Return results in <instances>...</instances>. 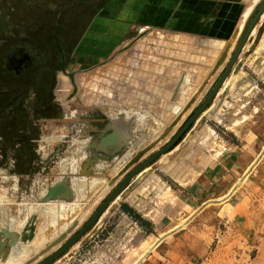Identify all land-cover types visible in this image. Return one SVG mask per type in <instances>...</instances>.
I'll list each match as a JSON object with an SVG mask.
<instances>
[{"label": "rangeland", "instance_id": "374dc122", "mask_svg": "<svg viewBox=\"0 0 264 264\" xmlns=\"http://www.w3.org/2000/svg\"><path fill=\"white\" fill-rule=\"evenodd\" d=\"M261 1H249L247 20ZM104 2L40 0L39 16L27 17L34 24L19 31L35 41L42 38L53 55L42 58V66L23 81L0 76V199L5 196L7 162L18 152L25 166V188L33 183L34 156L26 140L25 154L20 153L23 144L16 121L12 123L16 116H25V121L33 114L41 119L55 116L56 124L41 125L47 136L42 148H53V156L42 160L54 164L55 182L78 188L66 201L50 203L43 202V192L39 196L42 190L36 196L29 190L20 217L6 220L17 222L13 233L0 224V243H6L0 264H37L76 234L127 174L163 147L204 102L247 22L230 58L214 76L185 71L198 63L177 66L178 59L171 55L167 70L150 71L160 65L154 55L162 43L173 51L179 44L159 34L150 40L149 35V40L138 42L140 56L134 63L124 53L128 48L120 52L118 46L111 48L110 40L109 52L99 56L93 20ZM89 32L94 39L82 51L80 39ZM148 48L153 57L141 55ZM246 74L249 88L243 100L254 116H237L240 100L218 104L216 94L178 144L134 177L53 264H264V72ZM109 141L118 142L113 153L104 147ZM3 203L0 200V223L7 215ZM40 207L52 212L49 220L22 242L15 236L17 229L24 223L25 234H30L26 229Z\"/></svg>", "mask_w": 264, "mask_h": 264}, {"label": "crops", "instance_id": "0c3cea01", "mask_svg": "<svg viewBox=\"0 0 264 264\" xmlns=\"http://www.w3.org/2000/svg\"><path fill=\"white\" fill-rule=\"evenodd\" d=\"M249 1L250 0H106V2L99 7L97 15L93 20L97 26L96 39L101 43L99 44V49H96V51L99 56L106 55L109 52L110 47L108 48V44L111 40L113 43L111 48L118 46L120 52L128 48L124 53L128 54L130 62L134 60L133 62L136 63L135 56H140L138 52L141 50L140 48L138 49V46H140L138 42L149 40V35L150 40H152V35L159 34L161 37H164L165 40H168L169 37L173 38L179 45L178 48L173 51L170 50L168 46L165 47V44L162 43V45H160L161 47L156 49L158 54L154 55V57H160V59H157L160 61V65L157 66L158 68H156V70L150 69V71L163 72L168 65V56L171 55L178 59L176 62L177 66L187 65L192 67V64L196 65L195 63H198V67L187 68L185 71L191 70V72L196 73L208 72L212 73L214 76L219 73L232 54V50L239 37L238 29L241 31L244 25L243 23L247 20L245 18L248 17H245L244 13L249 6ZM39 3L40 0H0V45L4 42L35 41L36 38L34 36L28 37L25 35V32L19 30L26 24H34L33 21H30L27 17L31 16L35 18V16H39ZM35 9L37 13H35ZM263 16L264 13L252 29L243 46L239 55L240 57L236 61L237 64L235 63L233 65L229 75L217 93V95H220L218 104H232L234 99L238 98L240 100V108L236 113H238L237 116H243V118L246 116H254V114H249L248 100H243L249 88V80L246 73L264 72V61L262 60L264 59ZM5 25H8L6 30L3 28ZM90 34L89 32L81 37V43L79 44L80 50H85V45L94 39L92 38L93 35L90 37ZM150 49L151 48L145 49V52L141 53V55L153 57V55L150 54L152 49ZM75 51H78V47H76ZM86 51H88V49H86ZM121 55L122 53L119 56L120 58ZM164 58H167L165 59L166 61H163ZM250 60H252V64H250ZM238 62H241V67H238ZM245 63L247 66H245ZM199 64L203 65L200 66ZM181 71H184V69ZM161 96H165V93L161 92ZM230 98L231 101L229 103L228 100ZM8 103H13V98ZM14 105L18 106L19 104L17 102ZM33 115H31V120L25 121V116H16V119L10 117L8 120V122H11L12 119V123L16 121V123H14L15 132L19 137L18 139H20V142L23 144L20 146V149H22L20 153L22 155L25 154L24 145L26 140L28 142H26V144L31 145V147H29L32 150L31 154L34 156L33 183L26 188L24 185L25 166L19 162L17 157L19 156V152L16 154V158L14 160L12 159L13 161L7 162V166L6 163L3 165L7 167V175L5 176L7 184L6 186H2V191L5 190V196L0 200L4 202L3 206L6 205L5 210L4 207L1 208L7 214L3 217L7 219L1 216L2 221H4L0 224H2V230L9 231V235L13 233V229L17 225V222L13 221V223H10L11 221L9 222L6 220L20 217L19 212L21 208L25 206L26 195L27 193L29 194V190L33 192L32 196H36L37 190H39V192L42 190L39 196L43 192L42 195L45 194L43 202L50 203L58 200V198H60V201L64 202L70 198L72 190L78 189L72 188L71 184L67 181L64 183L55 182V180L52 179L53 175L51 173L56 169L53 168L54 164L51 163L50 159L45 162L42 160V156H53V148H49L48 146L42 148V144L47 142V136L42 132L41 125L43 123L51 124V122L56 124L57 121H55V116H47L49 119H41V116ZM243 118L241 117V122L244 121ZM1 124H3V130L6 125H4L3 122ZM6 131H8L9 134L12 132L8 128ZM42 135H44V140H42ZM57 189H59V191L53 196L48 195L49 193L52 194ZM62 191L64 192L62 193ZM41 200L42 199L39 201ZM8 209H12L13 211H8ZM44 211H47V209H41L40 207L38 208V212L35 213L36 218L33 219V224H31L33 228L32 234L33 232L34 234L36 233V229H38L41 224L44 222L47 223L49 220L48 217L52 212H48L50 210H48L47 213ZM10 215L13 217L10 218ZM25 226L23 223L22 226L17 229L16 238H18V236L21 238Z\"/></svg>", "mask_w": 264, "mask_h": 264}, {"label": "water", "instance_id": "95a60500", "mask_svg": "<svg viewBox=\"0 0 264 264\" xmlns=\"http://www.w3.org/2000/svg\"><path fill=\"white\" fill-rule=\"evenodd\" d=\"M264 13V0L261 1L252 14L250 15V18L247 20L243 30L242 34L239 38V43L237 47L235 48L227 66L223 70L220 78L214 85V87L209 90V95L204 100V102L196 109L194 110L184 121L182 126L175 132V134L171 137V139L158 151L153 153L151 156H149L147 159H145L142 163H140L138 166H136L134 169H132L127 176L113 189V191L107 196V198L102 202V204L98 207L96 212L91 216L89 220L80 228V230L69 237L62 246L54 251L52 254H50L47 258L44 260L38 262L37 264H53L58 258H60L62 255L66 254V252L97 222V220L102 216V214L106 211L108 206L111 202L119 195V193L122 191V189L128 185V183L136 177L140 172H142L145 168H147L152 162H154L157 158L160 156L168 153L170 150H172L178 142L181 140L182 136L191 128L195 120L198 118V116L203 112V110L206 108V106L211 102V100L214 98V96L217 94L218 90L226 80L228 74L230 73L237 57L239 56L246 40L248 39V36L250 35L252 29L257 24L258 20L260 19L261 15ZM59 189L54 191L52 194L49 193L48 195L53 196L55 193H57ZM28 227V226H27ZM26 230L29 231L30 234H25V230L23 234L21 235L20 240L22 242H25L28 239H31L32 234V227L29 226ZM1 238V235H0ZM60 241V240H58ZM5 242L0 243V255L3 252V249L5 247Z\"/></svg>", "mask_w": 264, "mask_h": 264}, {"label": "flooded vegetation", "instance_id": "af4514ba", "mask_svg": "<svg viewBox=\"0 0 264 264\" xmlns=\"http://www.w3.org/2000/svg\"><path fill=\"white\" fill-rule=\"evenodd\" d=\"M43 42L42 38L33 44L26 41L4 42L0 48V54L3 55L0 59V76L23 81L33 69L40 68L42 58L47 54L50 58L53 55L50 49L44 47ZM49 59L47 60L50 61Z\"/></svg>", "mask_w": 264, "mask_h": 264}, {"label": "bare ground", "instance_id": "6f19581e", "mask_svg": "<svg viewBox=\"0 0 264 264\" xmlns=\"http://www.w3.org/2000/svg\"><path fill=\"white\" fill-rule=\"evenodd\" d=\"M246 3V2H245ZM250 3H252V2H250ZM257 3V2H256ZM255 4H253V6H254ZM246 9V8H245ZM249 9V8H248ZM251 9V8H250ZM246 11V10H245ZM249 12L247 11L246 13H245V17L247 16V15H249L248 14ZM264 17V16H263ZM262 17V18H263ZM245 19H247V17L245 18ZM263 20V19H262ZM261 20V21H262ZM242 21V20H241ZM246 21V20H245ZM242 24V23H241ZM244 24V23H243ZM240 25V24H239ZM239 27H241V26H239ZM242 30V29H241ZM239 32H240V30L238 29V34H239ZM233 42V41H232ZM231 44V43H230ZM231 46V45H230ZM232 47H233V44H232ZM60 88V87H59ZM117 141H109V142H105L104 143V147L106 148V150L108 149L109 150V152L110 151H112L113 150V152H114V149L116 148V147H118V142L116 143ZM120 148V147H119ZM118 148V149H119ZM101 150V149H100ZM104 152H105V150H104ZM113 152H110V153H113ZM147 183V182H146ZM148 184V183H147ZM64 191H62V193H63ZM66 197V196H65ZM93 204H95V202L93 203ZM60 211V209L59 210H57V212H59ZM62 211L64 212L65 210L63 209V210H61V213H62ZM73 211V210H72ZM86 212H87V210H86ZM68 213V212H67ZM88 213V212H87ZM66 215V214H65ZM68 215H69V213H68ZM67 215V216H68ZM71 217V216H70ZM67 220H68V218H67ZM69 220H70V218H69ZM65 223V222H64ZM59 225V224H58ZM59 227H60V225H59ZM58 227V228H59ZM58 228H56L55 230H57ZM51 233V232H50ZM49 236H50V234H49ZM48 236V237H49ZM47 237V236H46ZM141 257V256H140Z\"/></svg>", "mask_w": 264, "mask_h": 264}]
</instances>
